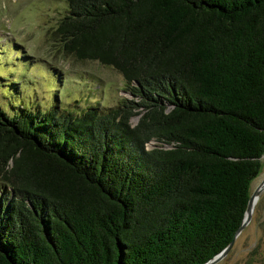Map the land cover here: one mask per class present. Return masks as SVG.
Segmentation results:
<instances>
[{"label":"trees","instance_id":"1","mask_svg":"<svg viewBox=\"0 0 264 264\" xmlns=\"http://www.w3.org/2000/svg\"><path fill=\"white\" fill-rule=\"evenodd\" d=\"M63 1L60 49L131 97L0 106V264H202L261 168L264 0Z\"/></svg>","mask_w":264,"mask_h":264},{"label":"rangeland","instance_id":"2","mask_svg":"<svg viewBox=\"0 0 264 264\" xmlns=\"http://www.w3.org/2000/svg\"><path fill=\"white\" fill-rule=\"evenodd\" d=\"M66 8L63 0H0V106L7 114L55 105L77 114L89 107L104 110L131 97L116 70L77 60L60 49L52 32ZM136 120L131 117V124ZM261 159L249 192L264 174V153ZM257 197L249 221L213 264H264V187Z\"/></svg>","mask_w":264,"mask_h":264},{"label":"water","instance_id":"3","mask_svg":"<svg viewBox=\"0 0 264 264\" xmlns=\"http://www.w3.org/2000/svg\"><path fill=\"white\" fill-rule=\"evenodd\" d=\"M263 187H264V174L258 180V182L255 184L254 188L249 192L241 222L238 224V226L234 230L230 240L218 252L213 254L210 258H208L202 264H213L216 261H218L220 258H222L227 253V251L232 246L234 239L237 236V234L240 232V230L243 228V226L249 221L251 211H252L253 199L258 195L259 191Z\"/></svg>","mask_w":264,"mask_h":264},{"label":"bare ground","instance_id":"4","mask_svg":"<svg viewBox=\"0 0 264 264\" xmlns=\"http://www.w3.org/2000/svg\"><path fill=\"white\" fill-rule=\"evenodd\" d=\"M257 196L253 199V204H252V209H253V207L255 206V203H256V201H257Z\"/></svg>","mask_w":264,"mask_h":264}]
</instances>
